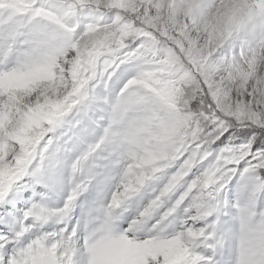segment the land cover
Masks as SVG:
<instances>
[{
  "label": "snow or ice",
  "instance_id": "1",
  "mask_svg": "<svg viewBox=\"0 0 264 264\" xmlns=\"http://www.w3.org/2000/svg\"><path fill=\"white\" fill-rule=\"evenodd\" d=\"M0 264H264V0H0Z\"/></svg>",
  "mask_w": 264,
  "mask_h": 264
}]
</instances>
